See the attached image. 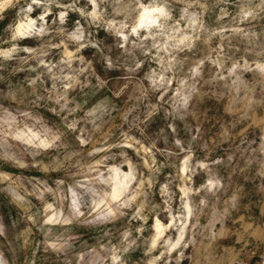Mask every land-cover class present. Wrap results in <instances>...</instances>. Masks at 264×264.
Returning a JSON list of instances; mask_svg holds the SVG:
<instances>
[{
    "label": "clouds",
    "instance_id": "1",
    "mask_svg": "<svg viewBox=\"0 0 264 264\" xmlns=\"http://www.w3.org/2000/svg\"><path fill=\"white\" fill-rule=\"evenodd\" d=\"M0 264H264V0H0Z\"/></svg>",
    "mask_w": 264,
    "mask_h": 264
},
{
    "label": "rangeland",
    "instance_id": "2",
    "mask_svg": "<svg viewBox=\"0 0 264 264\" xmlns=\"http://www.w3.org/2000/svg\"><path fill=\"white\" fill-rule=\"evenodd\" d=\"M73 19H74V17H73Z\"/></svg>",
    "mask_w": 264,
    "mask_h": 264
}]
</instances>
